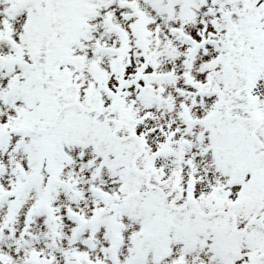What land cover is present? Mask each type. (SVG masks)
I'll return each mask as SVG.
<instances>
[{"label": "snow or ice", "instance_id": "snow-or-ice-1", "mask_svg": "<svg viewBox=\"0 0 264 264\" xmlns=\"http://www.w3.org/2000/svg\"><path fill=\"white\" fill-rule=\"evenodd\" d=\"M0 264H264V0H0Z\"/></svg>", "mask_w": 264, "mask_h": 264}]
</instances>
